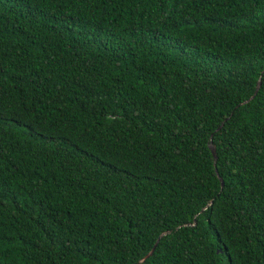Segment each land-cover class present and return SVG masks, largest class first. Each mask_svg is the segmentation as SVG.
I'll return each mask as SVG.
<instances>
[{
	"label": "trees",
	"instance_id": "obj_1",
	"mask_svg": "<svg viewBox=\"0 0 264 264\" xmlns=\"http://www.w3.org/2000/svg\"><path fill=\"white\" fill-rule=\"evenodd\" d=\"M162 234L141 264H264V0H0V264Z\"/></svg>",
	"mask_w": 264,
	"mask_h": 264
},
{
	"label": "water",
	"instance_id": "obj_2",
	"mask_svg": "<svg viewBox=\"0 0 264 264\" xmlns=\"http://www.w3.org/2000/svg\"><path fill=\"white\" fill-rule=\"evenodd\" d=\"M261 84H262V79L260 78L259 81H258V85H257L256 91H255V93L253 94V96H252L250 99L245 100L244 102H242L240 105H242V104H244V103H247V102H249L251 99H253V98L256 96V94L258 93V91H259V89H260V87H261ZM223 125H224V122L221 124V126H219V127L217 128V131L221 130V128L223 127ZM210 148L212 149L213 154H214V156H215V161L217 162L218 155H217L216 146H215V144L213 143V140H211ZM224 184H225V182H224V180L222 179V185H224ZM164 234H166V233H164ZM164 234H162V235L159 237L158 241L156 242V244H155V246L152 248V250H151L149 253H147V254H146L141 260H139L138 262H136V263H134V264H141V263H143L146 259H148L150 256H152L153 253H154L155 250H156V247H157V245H158V243H159L161 237H162Z\"/></svg>",
	"mask_w": 264,
	"mask_h": 264
}]
</instances>
